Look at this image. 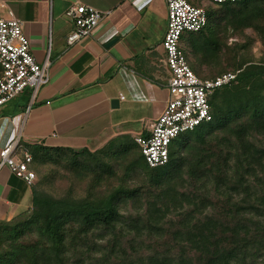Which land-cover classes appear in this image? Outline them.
<instances>
[{
    "label": "trees",
    "instance_id": "trees-1",
    "mask_svg": "<svg viewBox=\"0 0 264 264\" xmlns=\"http://www.w3.org/2000/svg\"><path fill=\"white\" fill-rule=\"evenodd\" d=\"M205 10V28L180 42L192 71L213 79L196 63L214 61L228 31L251 29L264 44V0ZM229 66L218 76L238 73L214 91L211 122L178 138L163 167L149 168L128 138L94 152L26 145L31 164L69 154L112 176L103 159L115 156L123 174L99 198H54L33 183L30 214L0 223L2 264H264V64Z\"/></svg>",
    "mask_w": 264,
    "mask_h": 264
},
{
    "label": "crops",
    "instance_id": "crops-1",
    "mask_svg": "<svg viewBox=\"0 0 264 264\" xmlns=\"http://www.w3.org/2000/svg\"><path fill=\"white\" fill-rule=\"evenodd\" d=\"M78 6L108 14L67 46L73 22L66 12ZM9 18L22 22L38 62L50 36V79L34 97L24 90L0 107V150L16 144L17 161L26 145L94 152L148 136L168 98L165 0H0V19ZM30 206L31 186L0 164V223Z\"/></svg>",
    "mask_w": 264,
    "mask_h": 264
},
{
    "label": "built area",
    "instance_id": "built-area-1",
    "mask_svg": "<svg viewBox=\"0 0 264 264\" xmlns=\"http://www.w3.org/2000/svg\"><path fill=\"white\" fill-rule=\"evenodd\" d=\"M243 0H208L214 5L233 4ZM166 30L161 46L164 62L169 71L167 79L168 98L157 119L151 124L146 137L138 136L133 142L139 148L149 168L165 166L169 161L171 146L181 136L211 122L210 99L215 90L232 83L238 72L225 73L213 79L198 77L187 63L181 46V38L204 29L207 15L204 6H195L188 0H165ZM108 12H100L89 6L71 8L66 15L73 22V29L66 37L67 46L90 36ZM50 36L47 55L38 62L23 32L22 22L16 18L0 19V107L24 90L34 97L50 79ZM123 99V97H121ZM16 144L0 150V164L33 185L35 173L30 170L31 156L21 152L15 161L11 154Z\"/></svg>",
    "mask_w": 264,
    "mask_h": 264
},
{
    "label": "rangeland",
    "instance_id": "rangeland-1",
    "mask_svg": "<svg viewBox=\"0 0 264 264\" xmlns=\"http://www.w3.org/2000/svg\"><path fill=\"white\" fill-rule=\"evenodd\" d=\"M202 6L210 3L208 0H199ZM225 43V44H224ZM222 48L217 58L210 64L196 63L197 74L201 77L213 78L219 74L228 72L230 64L233 60H246L253 64H264V44L261 39L251 30L246 29L241 32L232 33L228 31L222 40ZM190 60H196L190 56ZM90 167H83V158L80 156L74 159L69 154H56L52 159L47 161H36L32 163V169L35 172L34 184H38V189L46 194L61 198L70 195L73 198H99L106 196L119 183L123 174L124 162L119 157H104L103 162L111 164L115 170V174L109 176L96 168L94 161L88 160ZM31 206L25 213L30 214ZM128 212H132L131 207L125 208ZM24 216V217H25ZM22 217V218H24ZM22 220V219H21ZM102 242V241H97ZM22 243V242H21ZM24 244L28 242H23ZM149 243V241H146ZM158 247L156 250H164ZM3 252L0 246V253ZM149 254L148 249L143 251ZM84 259V258H83ZM0 264L2 260L0 258ZM68 264H96L94 260L84 259L82 263H77L74 258H70Z\"/></svg>",
    "mask_w": 264,
    "mask_h": 264
},
{
    "label": "water",
    "instance_id": "water-1",
    "mask_svg": "<svg viewBox=\"0 0 264 264\" xmlns=\"http://www.w3.org/2000/svg\"><path fill=\"white\" fill-rule=\"evenodd\" d=\"M114 41H115V40H113V41L109 42V44H108V45H111L112 43H114Z\"/></svg>",
    "mask_w": 264,
    "mask_h": 264
}]
</instances>
